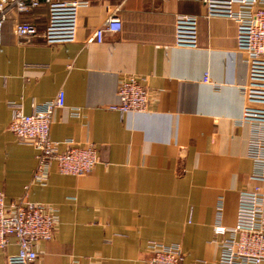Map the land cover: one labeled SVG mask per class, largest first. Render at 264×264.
Masks as SVG:
<instances>
[{"label":"crops","instance_id":"0c3cea01","mask_svg":"<svg viewBox=\"0 0 264 264\" xmlns=\"http://www.w3.org/2000/svg\"><path fill=\"white\" fill-rule=\"evenodd\" d=\"M84 1L73 42L17 36L16 21L44 28V0L11 12L0 33V191L7 203L25 198L58 215L53 238L38 243L32 264H144L149 241L177 244L182 264H217L222 237L214 228L234 227L238 194L251 189L254 170L250 125L239 122L248 65L233 22L206 16L201 0H125L117 12L121 30L87 42L113 2ZM179 14L197 17L196 47L174 45ZM128 76L148 92L144 112L109 108ZM60 91L65 104L53 114L50 138L92 144L98 162L82 176L52 166L39 185L32 181L37 150L8 129L10 103L28 113ZM14 241L0 264L17 252Z\"/></svg>","mask_w":264,"mask_h":264},{"label":"built area","instance_id":"2783aa9c","mask_svg":"<svg viewBox=\"0 0 264 264\" xmlns=\"http://www.w3.org/2000/svg\"><path fill=\"white\" fill-rule=\"evenodd\" d=\"M47 22L42 30L28 21H16L15 33L25 41L38 35L47 44L73 42L76 39L78 11L87 5L84 0H44ZM113 9L101 26L97 27L87 42L103 41L105 32H118L122 22L117 12L125 0H109ZM206 16H222L235 26L236 48L245 54L248 65L247 83L240 88L245 104L240 123L250 125L248 156L254 170L250 175L251 189L238 194L236 221L227 229L216 225L214 231L221 235L217 264L264 263V0H201ZM39 5V0H0V33L11 12L29 11ZM197 17L176 15L174 45L197 46ZM204 81H208L205 73ZM118 103L109 108L120 113L144 112L149 95L137 78L128 76L117 87ZM12 105L8 125L19 142L37 150L32 181L45 185L52 166L61 174L82 176L91 173L98 162L97 150L92 144L81 145L73 139L55 141L50 138L54 112L64 107L65 97L59 92L53 99L32 103L30 112L21 105ZM78 115L77 108H71ZM64 145V149L59 147ZM58 215L53 207L42 202L22 198L7 203L0 191V253L14 237L17 252L6 257V264H32L37 259L36 246L53 238ZM227 234V235H225ZM151 253L144 264H182L183 253L177 244L148 242ZM191 264H204L194 260Z\"/></svg>","mask_w":264,"mask_h":264},{"label":"rangeland","instance_id":"374dc122","mask_svg":"<svg viewBox=\"0 0 264 264\" xmlns=\"http://www.w3.org/2000/svg\"><path fill=\"white\" fill-rule=\"evenodd\" d=\"M150 252V251H149ZM150 256H151V253H150ZM149 259V258H148Z\"/></svg>","mask_w":264,"mask_h":264}]
</instances>
